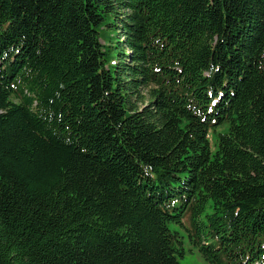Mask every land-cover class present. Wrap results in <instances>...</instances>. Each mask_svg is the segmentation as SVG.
Wrapping results in <instances>:
<instances>
[{"label":"trees","instance_id":"1","mask_svg":"<svg viewBox=\"0 0 264 264\" xmlns=\"http://www.w3.org/2000/svg\"><path fill=\"white\" fill-rule=\"evenodd\" d=\"M185 218L264 264V0H0V264H181Z\"/></svg>","mask_w":264,"mask_h":264},{"label":"rangeland","instance_id":"2","mask_svg":"<svg viewBox=\"0 0 264 264\" xmlns=\"http://www.w3.org/2000/svg\"><path fill=\"white\" fill-rule=\"evenodd\" d=\"M211 150H214V146L212 145H211ZM206 211L211 212V209L208 207L206 208ZM202 219L204 220V216H202ZM186 227H189L187 218L183 220L182 225L170 224V229L177 231L182 237L181 241H182L183 255L181 257L179 256L177 257L178 261L181 264H211L205 261L198 252L197 248H195L193 245L190 244L186 232Z\"/></svg>","mask_w":264,"mask_h":264},{"label":"snow or ice","instance_id":"3","mask_svg":"<svg viewBox=\"0 0 264 264\" xmlns=\"http://www.w3.org/2000/svg\"><path fill=\"white\" fill-rule=\"evenodd\" d=\"M213 103H215V101H213Z\"/></svg>","mask_w":264,"mask_h":264}]
</instances>
